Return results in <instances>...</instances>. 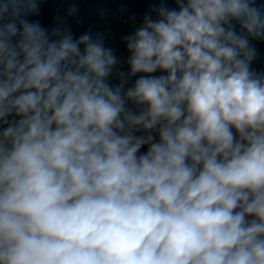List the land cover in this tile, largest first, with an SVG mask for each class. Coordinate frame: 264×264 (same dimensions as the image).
<instances>
[{
  "label": "clouds",
  "instance_id": "clouds-1",
  "mask_svg": "<svg viewBox=\"0 0 264 264\" xmlns=\"http://www.w3.org/2000/svg\"><path fill=\"white\" fill-rule=\"evenodd\" d=\"M175 2L112 85L103 35L0 0V264H264V5Z\"/></svg>",
  "mask_w": 264,
  "mask_h": 264
}]
</instances>
